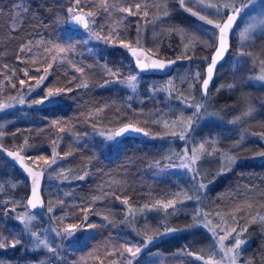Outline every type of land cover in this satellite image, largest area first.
<instances>
[{
    "label": "trees",
    "instance_id": "1",
    "mask_svg": "<svg viewBox=\"0 0 264 264\" xmlns=\"http://www.w3.org/2000/svg\"><path fill=\"white\" fill-rule=\"evenodd\" d=\"M73 1L0 0V84L3 85L0 93L6 94L14 91L19 87L20 79H25L26 83H33L34 80L24 77L23 70L27 69L29 76L38 79L48 63H52L53 67L49 69L47 79L37 89L38 91L29 95L28 98L41 97L47 88L72 87L73 89L71 92L60 95L58 104L49 103L36 106V108L16 106L10 111L1 113L0 132L3 135L0 136V145L16 150L23 148L24 151L21 153L25 155L41 153L55 139L56 131L63 127L65 131L61 132L56 152L64 158V164L69 166L71 171L82 172L85 170L87 172L85 179L74 183L77 192L84 197L80 202H84L89 195L97 194V192L101 195L103 188L109 193L114 192L115 195H119L123 199L127 198L134 204V207H138H136L138 211L143 206L142 204L150 205L155 199L175 198L179 189L188 191L189 183L183 177L164 178L151 175L152 169L149 164L155 160H162L165 155V149L158 146L155 140L123 136L121 138L125 143L119 148H115L112 154H105L99 146V142L96 141L97 138H91L93 143L75 138V133L83 134L88 131L86 124L106 120L113 116H125L124 104L118 98L116 88L107 86V84L103 85L102 82L107 79V67L110 66L109 68L116 71L120 68L129 69L130 66L126 64L130 58L123 48L113 46L105 48L100 56L79 49L78 60L72 61L84 68L83 73L75 72L70 63H61L59 60L53 62L51 54H45L44 47L40 45V42L51 41L60 44L63 41V27L69 25L66 8ZM21 2L29 8V11L19 15L17 19L14 5ZM81 2L90 9H99L97 6L102 3V0H81ZM107 3L109 6L123 5L127 7L134 6L136 3H140L142 7L148 6L151 16L147 21L151 22H146L145 32H136V23L133 20H125L121 34L123 37L131 38L133 36V43L138 40L141 46L150 47L153 54L164 58H174L177 54L180 43L179 34L174 33L173 29L192 28L195 19L178 5V0H162V2L160 0H107ZM157 3H159V7H157ZM165 8L169 13L167 16H163L162 9ZM157 16L163 18L157 20ZM255 41L264 54V35L257 36ZM36 45L39 49L35 47ZM234 46V39L231 38L229 52L221 64L227 61L228 56L235 48ZM22 47H30L31 52H21ZM211 52L209 51L207 55L210 56ZM197 54L196 51L193 56L196 57ZM194 66L197 67V65ZM217 68L208 90L212 89L217 80L227 84L236 77H241V71L234 74L229 69L219 70ZM202 69V65H200V70ZM146 76L164 77L154 74H146ZM69 80L72 81L71 85L68 84ZM85 83L88 85L87 87H83ZM77 84L81 86L76 87ZM235 89H237V85L230 88L229 92L225 91L224 86L214 90V102L220 105L221 113L235 112L238 94ZM243 90L249 92L250 95L253 94L249 87H245ZM253 104L254 109L248 117L247 124L250 129L264 133V101H253ZM99 109H103V111H98ZM95 118L98 119L94 120ZM132 120L137 123L142 122L145 127L158 128L156 124L152 123L151 125L146 122L144 117H137V120L133 117ZM52 121H60V123L53 125ZM229 130L230 127L225 131L226 138H222L220 144L225 146L228 144L229 136H233L229 134ZM25 141H27V145H25ZM250 141L255 143L252 138L238 151L234 149L239 158L209 184L202 207L209 212L223 213L229 219V214L233 212L234 207L242 206L240 211L235 212L238 218H244L240 220L241 226L247 227L245 232L247 242L241 257H247L252 264H264V220L257 216L264 213V159H259L256 156L250 157L252 153ZM66 153H70V155H65ZM215 168L212 164L208 167L206 172L208 179L216 173ZM1 192H8L11 197L5 198L6 200L0 197V231H4L7 237L20 238V235L5 228L8 226L6 221L10 219L8 214H4V202L12 200L17 202L16 204H23L29 193L28 182L25 176L0 152ZM188 194L191 195V192ZM182 197L183 195L180 196V199H183ZM95 202L97 205L103 204V208L99 210L108 219L107 221L102 219L95 221L97 232L88 243L77 248L76 259H74L73 252L68 255L74 259L69 264H81L90 248L99 247L106 254L110 249L119 250L120 245L125 242V236L119 232V228L123 226L121 221L124 217V210H126L125 205L121 201H117L114 195L105 196ZM193 203V201H185L183 205H178V212L175 215L165 216L162 211H149L136 215L132 226L136 234L137 231L140 233V235H136L137 238L139 237V241H141L145 238V234L157 238L153 240L147 250L160 251L170 259L175 256L174 252L182 247L206 253L210 244L205 230L199 226L188 227L193 222L195 210ZM249 204L252 205L250 208ZM35 213L39 214V212ZM73 216L76 217L75 214ZM252 217L258 218L252 222ZM165 227L177 228L181 231L165 235L162 234ZM126 230V232H134L130 228ZM49 255L50 253L44 250H29L21 243L15 249L10 247L0 249V263L26 264L46 259ZM109 257L111 258L108 261L114 258L107 256V259ZM191 264L199 263L191 262Z\"/></svg>",
    "mask_w": 264,
    "mask_h": 264
},
{
    "label": "rangeland",
    "instance_id": "2",
    "mask_svg": "<svg viewBox=\"0 0 264 264\" xmlns=\"http://www.w3.org/2000/svg\"><path fill=\"white\" fill-rule=\"evenodd\" d=\"M75 3V0L66 8L67 12V23L69 25H65L63 27V36L64 39L60 43L61 45H67L69 43H74L76 45L75 52L69 54L68 59L77 61L78 56V50L82 49L86 53L94 54L96 56H100L102 54V51L105 48L113 47L112 44H105L102 41H98L96 39L91 38L90 33L88 30L84 29L83 27H79L78 25H71L69 23L70 21V15L68 13V8L72 7ZM260 0H257V6L255 10L251 12V16H256L259 18L260 14V8H259ZM80 7L83 9L84 12L93 11L97 12L98 15H96L94 18H89V27L96 32H101L102 35H107L109 29H117L120 33H122L121 30L124 29V21L125 20H133L136 23V32L142 33L145 32V25L146 20L150 18V8L146 6L147 10L149 11V16L147 18L142 17L141 15H131L129 16L127 13H120L118 11V7H125L123 5H111V15L106 14L103 12L102 8L99 9H90L89 7H86L84 4H80ZM145 8V6L142 7V9ZM133 10H135L133 8ZM212 18V17H209ZM249 17H245V21H247ZM94 20V23L92 22ZM139 21V23H137ZM202 22L198 21L196 18L194 19V22L192 24V28H187L186 30H183L182 33H179V46L177 48V54L174 56L175 58H178V63L173 69L172 72H170L169 75H166L162 78H153L151 76H146V74H143L139 70L135 69L133 65L131 64V61L129 60L127 62V66H130V68L126 69H119V79H124L130 74H135L138 76V83L136 90L133 91L131 88L126 87L123 84L119 83H108V85L113 86L116 88V91L118 93V98L121 100V103L124 104V109L126 112L125 116L123 117H111L109 119H103L99 120L97 122H92L90 124H86V128H88L87 132H84L83 134H74L75 138L77 140L83 139L86 142H91V138H97V142H99V146L104 151L105 154L111 153L115 151V148H119L121 145L125 143L124 139L121 138L123 136L116 137L114 140H108L107 135L116 132L117 128L120 126H123L128 123L135 124L137 127H141L146 130V132L149 133V135L142 136L144 139H150L155 140L158 143V146H162L165 149V155L162 158L161 161L162 164H167L169 161L165 159L166 156L171 155L172 153H179L181 152L186 146L191 148L196 146L200 141L205 139H214L216 140L217 144L216 146L219 148L221 152H227L230 155L236 157V160L239 158L238 154L234 149H236V146L239 145V148L246 144L250 139H254L255 143H252L250 157L256 156L259 159H264V157H261L258 155L259 152L264 151V133L257 132L255 130H252L249 128L247 124V120L249 116H245L244 113L251 109L253 111L254 104L253 101H264V81H260L257 79V77L261 74L262 70H264V65H261L260 61L264 60V54L257 46L256 44V38L257 36L263 34L261 30L258 28L255 35V38L250 41L246 46H244V51L251 52L252 56L248 57H241L238 55L239 51L241 50L242 43L239 39V33H237L235 36H231V38L234 39L235 48L228 56L229 58L224 64H221L219 68L217 69H229L232 72H242L241 77L238 76L236 79H234L232 82L223 84L220 80H217L213 86L212 89L208 90V96L207 98L202 99L201 90H200V83L197 82L194 78V74L199 72L201 76V80L204 77V68L206 64L209 61V55L207 53L209 51H212V48L205 47L203 44V41L208 40V36H206L203 32L198 31V27ZM244 27V24H241V28ZM103 29V31H102ZM185 33L187 34V37L196 36L199 38L200 42H197L193 44L189 39L185 37ZM144 35V34H143ZM145 37V36H144ZM121 39H124L126 41H132L133 42V36L131 38L129 37H123V35H120ZM128 38V39H126ZM38 44V43H36ZM255 44V45H254ZM185 45H189L187 50L185 49ZM115 46L120 47L118 44ZM133 46H136V43H133ZM139 46H141L139 44ZM37 47V45L35 46ZM147 50H151L148 46H141ZM39 49V47H37ZM42 49V47H40ZM122 48V47H121ZM124 49V48H123ZM125 52L127 51L124 49ZM197 56L194 57L193 54L196 53ZM153 51H149V53H152ZM153 54V53H152ZM58 57L60 54H57ZM156 55V54H155ZM161 57V56H160ZM185 57H191V59L185 58ZM227 57V56H226ZM164 58V57H163ZM57 60L60 61L58 58ZM66 62V61H65ZM67 63V62H66ZM194 65H197L194 66ZM200 65H202V70H200ZM132 66V67H131ZM110 67V66H109ZM107 67V69H111L112 71H116L112 68ZM107 79L104 80L103 85H105L106 81H112L115 78L110 75L108 71ZM43 74V73H42ZM216 75V74H215ZM217 75H219L217 73ZM172 80L174 81L175 88L178 89V92H174V95H179L180 93H183V97L187 98V100L191 103H204L207 105V111L203 115L202 119L200 120L199 125L196 127V130L191 132L189 140L187 142L180 140L179 138H174L171 135H166V132H170L172 130L179 131V128L176 129H165L162 124H156L158 128H149L145 127L142 122H135L132 120L134 117L137 120V117H144V120L149 122V124L152 125L150 121V114H156L157 119H167L171 121L172 119H175L177 116L180 115L181 112L184 113L185 116L191 115L192 109L187 108L184 103L181 102L180 99H169L167 92H155L153 93L151 91L153 86H156L157 88L163 87L167 81ZM3 83V82H1ZM189 84H194L195 87L189 88ZM1 85V84H0ZM36 81L34 80L33 83H26L23 88L19 85L18 88L14 89V91L2 94L0 93V104H6L10 105L7 108L0 109V114L4 113L5 111H10L14 107H35L49 104V102L45 101L43 104H34V100L41 99L45 92L42 93L41 97L37 98H28L29 95L32 93L37 92L39 87H35L34 91H29V86H35ZM215 85V86H214ZM228 85H234V87L237 85V102L235 104V112H230L229 114H223L220 111V105L216 102H214V90L217 88H220L221 86H224L225 91H228L230 88ZM3 85L0 86V91ZM170 88L172 86H169ZM232 87V88H234ZM245 87L251 88L253 91V94L250 95L249 92H246L243 90ZM231 88V89H232ZM229 92V91H228ZM217 94V93H216ZM222 94V93H220ZM223 95V94H222ZM59 96L56 97L58 100ZM20 99L24 100V103H20ZM142 109L143 111H141ZM137 110H140L137 112ZM237 117H240L241 119L233 124L229 123L230 121L236 120ZM98 118H95L94 120H97ZM229 130V134L233 136H229L230 140L228 144L222 145L220 144V141L222 138H226L224 134L226 130ZM161 130H158V129ZM103 132L105 135H100V133ZM228 132V131H227ZM72 133V132H71ZM60 137L61 132L56 131L55 139L53 141L56 142V151L57 146L60 143ZM156 137V138H154ZM160 137H163L162 139ZM241 137L243 139L241 140ZM53 141L48 144L47 148L44 149L41 153H35L33 155H24L25 157H31L32 159H26L27 163L31 164L38 170H42L43 175V181H42V188H41V194L43 195V198L45 200V207L42 211L39 212V214L36 217V221H34L35 228L44 231L50 228L60 227L67 224H81L84 225L81 227L80 230H78L74 236L72 237H62L57 236L55 232L45 231L44 235L49 240V242L58 249L59 255L53 259V254L50 253L48 258L46 259H40L35 260L32 262H28L26 264H39L40 261L47 262L50 261V264H69L72 263L74 259L77 257V248H80L81 246H84L85 243H88L90 238L94 236V233L97 232V227L89 229L86 227L87 224H96L95 221L104 220V217L106 216L103 212H101L99 209L103 208V204L97 205L96 202H93L94 196H100V193L97 192V194L89 195L88 198L84 200V202L81 199L84 198L81 194L77 192V187L74 185L76 181H80L76 179V176L78 175H85V178L87 176V172L83 170L82 172H73L71 171L70 167L64 164V158L61 156H58L56 164H53L51 167H47L44 165L43 161H36L35 157L37 156H44L47 158H51L53 155ZM2 145V144H1ZM10 149H14L12 147H8ZM16 150V149H15ZM18 151V150H17ZM58 153V152H57ZM158 160H155L149 164L150 168L152 169L151 175L158 176V177H169L174 176L176 177H183L186 179L187 183L190 185V176L188 174H185L183 170L179 169H168L164 172H161L159 169L154 167L155 162ZM177 164H179V160L175 161ZM200 166L203 169L202 175H206V172L208 170V167L211 166V164L214 166L216 173L214 176L208 180L213 181L216 179L221 172H225L228 168L221 170V163L219 156L215 157H208L205 156L200 162ZM63 170V175H60L61 171ZM64 176H67V179H64ZM209 187V186H208ZM3 191V190H2ZM181 191L179 189L176 193ZM78 193V194H77ZM192 194V193H191ZM0 197L2 199H7L11 196L8 195V192H1ZM21 197V196H20ZM19 197V198H20ZM183 198V197H182ZM5 199V200H6ZM26 199V198H25ZM123 199V197H121ZM173 199V198H169ZM169 199H158L160 201L167 202ZM205 192L201 195V201L198 204L196 201L193 200V205L195 206V209L197 207H201L202 210L209 214L210 219H212L213 224L212 226L215 227L217 223H220L219 217L216 216V212H209L206 209H204L202 206L205 201ZM59 200H63V205L59 204ZM153 200L152 204H155L156 201ZM99 201V200H98ZM120 201V200H117ZM26 201L24 200L23 204H8V208L15 207L16 213H8V217L10 220L6 221L8 224V228L11 231L15 232L16 235H20V230L23 228V225L15 219V215L23 214L25 211L31 212L28 208H26ZM188 202V201H187ZM51 205L53 207V212L48 213L47 207ZM78 207H74V206ZM145 205V204H142ZM140 205V206H142ZM82 207H90V211L88 213L87 220L84 219V213L81 212L79 209ZM129 207L135 211V216L140 214L139 211L136 210V207H134V204L129 201V205H125V213L124 217L126 216ZM138 208V207H137ZM35 213V212H34ZM75 214L76 217L73 215ZM233 212L229 214L228 216H225L223 213H220V216L224 217V222L221 223V227H224L225 224L229 227H235L237 226L234 221L232 220ZM236 215V213H234ZM257 215V214H256ZM258 217H264V213L258 214ZM49 217H64L62 224H57L55 220H50ZM123 217L122 223L123 226L119 228V232H122L125 236L124 240L125 242H129L131 244L139 243V237L137 238L136 231H134V228L132 226V223L134 222V218H130L131 222H128L127 224L124 222L125 218ZM238 217V216H237ZM256 217V218H258ZM75 218V219H74ZM94 218V219H93ZM92 221V222H91ZM241 226V223H240ZM11 227H14L13 230ZM200 228H203L205 230V233L208 236L209 241V248L206 253H203L205 257L207 258V254L210 252V250L213 248V246L216 244V239L213 237L212 233L204 227L199 226ZM133 230L134 232H126L128 229ZM118 229V226H117ZM0 233H3V236L9 240L13 239L6 236L4 231H0ZM137 235V236H136ZM22 243L29 249H33V245L30 241V238L28 237L27 233H25L22 237L20 236ZM247 242V236L244 233L242 237ZM157 238H154V240ZM124 242V243H125ZM233 241L231 239L225 241L226 246L231 247ZM152 244V243H151ZM149 244L147 246L150 247ZM246 244V243H245ZM245 244L241 246V255L244 254L243 250L245 249ZM147 248H143L142 252L137 257L134 264H191V262H196L199 264H203V261L195 259L194 256H190L187 253H196L201 254L200 251H192L189 250V247H182L181 249L174 252L171 259L168 258L167 255L162 254L160 251L153 250L148 251ZM40 250L47 251L46 249L41 248ZM113 251V249L108 250V252ZM118 251H122V249L119 247ZM73 252V258H70L68 255ZM86 256L81 261V264H122V261L118 258H112L110 261H108L111 257L107 259V253L103 252V250L99 247H93L90 248L86 254ZM107 259V260H106ZM249 260L247 257H241L240 260H238L237 264H241V261ZM0 264H3L2 262ZM252 264V263H251Z\"/></svg>",
    "mask_w": 264,
    "mask_h": 264
},
{
    "label": "snow or ice",
    "instance_id": "3",
    "mask_svg": "<svg viewBox=\"0 0 264 264\" xmlns=\"http://www.w3.org/2000/svg\"><path fill=\"white\" fill-rule=\"evenodd\" d=\"M162 2V0H160ZM81 0H75V3L72 7L68 8V13L70 15L71 21L77 25H82L84 29L88 30L90 33L91 38L96 39L98 41H102L103 43L116 45L118 44L120 47L126 49L129 53H131L132 57L135 58V64L140 72L146 71H164L165 69L169 68L175 61H164L155 58H149L147 55L141 56L139 54L142 49L139 48V41L137 40L136 46H133L132 41H126L120 38L121 33L117 29H109L107 35H102L101 32L93 31L89 27V18H94L98 15L97 12L88 11L84 12L83 9L80 7ZM178 5L190 16L195 17L198 21L202 22L199 27L198 31L203 32L206 36H208V40L203 41L205 47H209L213 49V53L210 58V62L206 68V74L201 80L200 73L197 72L194 74V78L197 82L200 83V90L202 99L207 98L208 96V88L209 84L212 81L214 70L217 64L225 57V54L229 51V39L231 36H235L239 33V39L242 43L241 50L239 51L238 55L241 57H251V52L244 51V46H246L250 41L255 38V33L259 28L262 33H264V0H260L259 8L260 14L259 18L256 16H251V12L255 10L257 6V0H178ZM97 7L102 8L103 12L106 14L111 15V6L108 5L107 0H102V3ZM157 7H159V3H157ZM133 8L135 10H133ZM14 10L17 13L16 18H19V15L27 13L29 8L25 6L23 2L14 5ZM118 11L120 13H127L129 16L131 15H141L144 18L149 16V11L147 8L142 9V5L140 3H136L134 6H127V7H118ZM163 16L169 15V13L165 9H162ZM249 17L247 21H245V17ZM212 17V18H209ZM163 17L157 16L156 19H162ZM94 23V20L92 21ZM151 22V21H145ZM139 23V21L137 22ZM241 24H244V27L241 28ZM103 31V29H102ZM139 32V29H138ZM174 33H182V29H173ZM185 37L189 39L193 44L200 42L199 38L196 36L187 37L185 33ZM40 45L44 47L45 54H51V59L53 62L60 59V62H67L70 63L77 73H83L84 68L78 66L77 62L68 59L69 54L75 52L76 45L74 43H69L67 45H61L54 42H40ZM189 45H185V49ZM28 51L31 52L30 47H22L21 52ZM151 51V50H149ZM57 54H60L59 57ZM191 59V57H185ZM19 59V57H18ZM261 65H264V60L260 61ZM53 67L52 63H48L47 67L43 69V74L39 76L37 79L36 77L29 76V71L27 69L23 70L24 77H27L29 80H36L35 86H29V91H34L35 87H39L43 84V82L47 79L49 69ZM40 71V69H37ZM115 79L112 81H106L105 83H119L123 84L128 88H131L133 91L136 90L137 83H138V76L135 74H130L124 79H119V71H112L111 69H107ZM75 79V77H73ZM258 80L264 81V70H262L261 74L257 77ZM19 84L21 88H23L26 84L25 79H20ZM68 84L71 85L72 81L69 80ZM81 85L77 84L76 87H80ZM88 85L85 83L83 87H87ZM169 86H172L171 88ZM13 87L15 85L13 84ZM188 87L191 89L195 87L194 84H189ZM229 88L234 87V85H228ZM73 89L72 87L67 88H47L45 91V95L39 99L34 100V104H43L45 101L58 104L60 101L56 99V97L64 94L65 92H71ZM151 91L155 92H167L169 99H180L182 103L185 104L187 108L192 109L191 115L185 116L183 112L180 113L175 119L171 121L164 119H157L156 114H150V121L153 124H162L165 129H176L179 128V131L172 130L170 132H166V135H171L174 138H179L182 141L187 142L189 140L191 132L196 130V127L199 125L200 120L202 119L203 115L207 111V105L204 103H191L187 100V98L183 97V93L179 95H174V92H178L179 90L175 88L174 81L169 80L163 87L157 88L153 86ZM21 104L24 103L23 99L19 101ZM10 105L0 104V109L7 108ZM98 111H103V109H99ZM252 114V110L249 109L244 113L245 116H250ZM241 118L237 117L236 120L230 121L229 123H237ZM147 122V121H146ZM60 121H52L53 125L59 124ZM59 132H64L65 129L63 127L58 129ZM135 132V133H143L144 135H149L141 127L133 126L132 124H126L119 129V131L108 134V140H114L116 137L121 136V134L126 132ZM3 133L0 132V136ZM100 135H105V133L101 132ZM156 138V137H154ZM161 139L163 137H160ZM243 137H241V140ZM217 142L214 139H205L200 141L194 147H185L179 153H172L165 157L169 161L167 164H162L161 161H156L154 167L159 169L161 172H164L168 169H179L183 170L185 174L190 176V188L188 191L181 190V193H176L175 198L164 201H156L155 204L143 205L138 211L143 214L149 211H162L165 216L175 215L178 212V205H183L185 201H196L198 204L201 201L202 193L208 190L209 184L213 181L208 180L207 175H202L203 169L200 166V161L205 157H215L219 156L221 163V170L228 168L230 165L236 162V157L230 155L227 152H221L219 148L216 146ZM25 145H27V141H25ZM236 150H239V145L236 146ZM24 149L21 148L18 151H7V155L12 157L13 160L17 161L19 165L24 169L25 172L32 179V191L31 196L27 198L26 208L30 209H37L38 207H43V201L38 194V188L40 185L41 177L43 176V171H35L32 167H29L26 164V159H32L31 157H25L21 155ZM65 155H70V153H66ZM259 156L264 157V151L258 153ZM59 154L56 152V142L53 141V155L51 158H47L44 156H37L35 157L36 161H43L44 165L47 167H51L53 164H56L57 158ZM179 160V164L175 161ZM222 174V172H221ZM60 175H63V170L61 171ZM86 175V173H85ZM85 175H78L76 179L83 180L85 179ZM67 176H64V179H67ZM102 194L100 196H94L93 202L96 200H101L105 196L114 195L115 199L120 200L122 204L129 205V200L127 198L121 199L119 195H115L114 192L109 193L106 189H101ZM188 192L192 194L189 195ZM183 195V199H180V196ZM17 202L9 200L4 202L5 212L4 214L7 215L8 213H16V208H8V204L15 205ZM59 204L63 205L64 201L59 200ZM252 205H248L250 208ZM78 207V206H74ZM240 205H237L233 209V214L231 216L234 223L237 225L235 227H229L225 224L224 227H221V223L224 222V217L220 216V213L217 212L216 216L219 217L220 223H217L215 227L212 226L213 221L210 219L209 214L204 212L201 207H197L194 210L193 215V222L188 227H197L201 226L207 228L215 237L216 244L207 254V258L203 253L196 254V253H187L190 256H194L195 259L203 261V264H237L238 260H240L241 256V246L246 243V241L242 238L243 234L247 231V227L240 226V220L244 218H238L234 213L241 210ZM83 212L84 219L87 220L88 213L90 211V207H82L79 209ZM47 212L52 213L53 207L49 205L47 207ZM135 211H133L130 207L128 212L125 216V223L130 222V218H134ZM37 213L25 211L23 214H16L15 219L19 221L23 228L20 230V236L22 237L25 233H27L30 241L33 245V249H46L47 252L53 254V259H55L59 253L58 249L54 247L49 240L45 237L44 232L50 231L55 232L57 236L62 237H72L75 233L81 229V224H67L60 227L50 228L44 231H40L35 228L34 221H36ZM50 220H55L57 224H62L64 217H49ZM105 220L108 219L107 216L104 217ZM255 217L251 218L252 222H255ZM261 220H264V217H261ZM87 228L92 229L96 228V224H87ZM177 231H181V229L165 227L162 234H170ZM137 235H140L139 231H137ZM231 239L233 241L231 247L226 246L225 241ZM154 240L153 236H149L145 234V238L141 240L139 243L131 244L129 242H125L120 245L122 251L113 250L107 252L108 256H112L118 258L122 261V264H134L139 254L142 252L143 248H147L149 244H151ZM22 243L21 238H13L11 240L5 238L3 233H0V249L6 248H13L15 249L18 245ZM27 251V249H26ZM39 264H46L45 261H40ZM50 264V261L47 262ZM103 264V262H101ZM115 264V262H114ZM241 264H251L250 260L241 261Z\"/></svg>",
    "mask_w": 264,
    "mask_h": 264
},
{
    "label": "water",
    "instance_id": "4",
    "mask_svg": "<svg viewBox=\"0 0 264 264\" xmlns=\"http://www.w3.org/2000/svg\"><path fill=\"white\" fill-rule=\"evenodd\" d=\"M69 23L71 24V25H77V24H75V23H73L72 21H71V18H70V21H69ZM79 26H82V25H79ZM230 40H231V37H230V39H229V44H230ZM139 48L140 49H142V51H140L139 52V54L143 57V56H145V55H147L149 58H155V59H160V60H164V61H175V63H173L169 68H167V69H165L164 71H158V70H154V71H146V72H142L143 74H147V75H152V74H154V75H157V76H166V75H169L170 74V72H172L173 71V69L175 68V66L177 65V63H178V58H163V57H160V56H157V55H155V54H152V53H149V51L147 52V50L145 49V48H143V47H141V46H139ZM229 49H230V47H229ZM229 52V51H228ZM228 52L225 54V57L217 64V66H216V68L218 67V65H220L222 62H224V60L226 59V56H227V54H228ZM212 53H213V49H212V52H211V54H210V57H209V61H208V63L210 62V58H211V55H212ZM126 54L128 55V57L130 58V60H131V64L133 65V67L135 68V69H137V70H139L138 68H137V66H136V64H135V58L134 57H132V55H131V53H129L128 51H126ZM208 63L206 64V66H205V68H204V76H205V74H206V68H207V66H208ZM216 68H215V70H216ZM215 70H214V73H215ZM213 77H214V74H213ZM213 79V78H212ZM210 85V84H209ZM128 124H130V123H128ZM132 124V123H131ZM126 125V124H125ZM133 126H136L135 124H132ZM124 126V125H123ZM123 126H120V127H118L117 128V130H116V132L117 131H119V129L121 128V127H123ZM137 127V126H136ZM145 130V129H144ZM146 131V130H145ZM121 136H137V137H142V136H145L143 133H135V132H131V131H129V132H126V133H123V134H121ZM120 136V137H121ZM7 151H17V150H15V149H10V148H7V147H5V146H2V145H0V152L1 153H3L4 154V156L7 158V159H9L10 160V162L25 176V178L27 179V182H28V188H29V193H28V196H27V198H29L30 196H31V191H32V179H31V177L28 175V173L27 172H25L24 171V169L19 165V163L17 162V161H15V160H13V158L12 157H9L8 155H7ZM22 155V154H21ZM26 164L29 166V167H32L35 171H42V170H38L37 168H35L34 166H32L31 164H29V163H27V161H26ZM43 175H44V173H43ZM42 181H43V176L41 177V181H40V185H39V188H38V194L40 195V197H41V199H42V201H43V207H38L37 209H30V208H28L31 212H40V211H42L43 209H44V207H45V200H44V198H43V195L41 194L42 192H41V188H42ZM26 204H27V199H26Z\"/></svg>",
    "mask_w": 264,
    "mask_h": 264
}]
</instances>
